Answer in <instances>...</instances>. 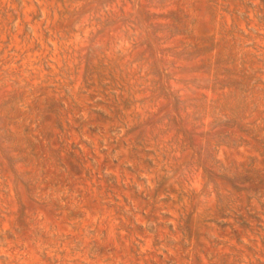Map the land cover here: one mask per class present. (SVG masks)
Segmentation results:
<instances>
[{"label": "rangeland", "instance_id": "374dc122", "mask_svg": "<svg viewBox=\"0 0 264 264\" xmlns=\"http://www.w3.org/2000/svg\"><path fill=\"white\" fill-rule=\"evenodd\" d=\"M0 264H264V0H0Z\"/></svg>", "mask_w": 264, "mask_h": 264}]
</instances>
